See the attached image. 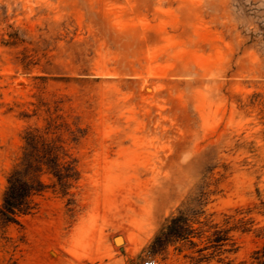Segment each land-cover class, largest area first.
I'll use <instances>...</instances> for the list:
<instances>
[{"label": "rangeland", "instance_id": "obj_1", "mask_svg": "<svg viewBox=\"0 0 264 264\" xmlns=\"http://www.w3.org/2000/svg\"><path fill=\"white\" fill-rule=\"evenodd\" d=\"M28 128L79 178L43 176L0 264H256L264 0H0V204Z\"/></svg>", "mask_w": 264, "mask_h": 264}, {"label": "trees", "instance_id": "obj_2", "mask_svg": "<svg viewBox=\"0 0 264 264\" xmlns=\"http://www.w3.org/2000/svg\"><path fill=\"white\" fill-rule=\"evenodd\" d=\"M23 138L26 153L22 165L25 174L23 178L20 177L19 169L15 167L8 176L0 204L1 233H5L9 225L18 223L21 216L37 210L38 196L49 187L44 175L52 181L51 186L62 194H68V190L79 178L76 159L64 149L61 142L48 139L36 128L26 129ZM210 242L214 245H229L226 249L228 252L235 250V243L228 235V230L221 236L218 233ZM255 254L256 264H264V246L257 249Z\"/></svg>", "mask_w": 264, "mask_h": 264}, {"label": "built area", "instance_id": "obj_3", "mask_svg": "<svg viewBox=\"0 0 264 264\" xmlns=\"http://www.w3.org/2000/svg\"><path fill=\"white\" fill-rule=\"evenodd\" d=\"M143 264H160L155 258L146 259Z\"/></svg>", "mask_w": 264, "mask_h": 264}, {"label": "bare ground", "instance_id": "obj_4", "mask_svg": "<svg viewBox=\"0 0 264 264\" xmlns=\"http://www.w3.org/2000/svg\"><path fill=\"white\" fill-rule=\"evenodd\" d=\"M123 240H124V239H122V238L120 237V238L117 239V243H120V244H121V243H123Z\"/></svg>", "mask_w": 264, "mask_h": 264}]
</instances>
